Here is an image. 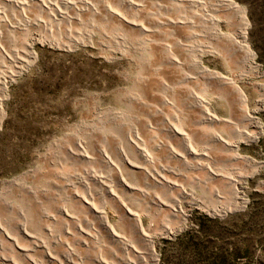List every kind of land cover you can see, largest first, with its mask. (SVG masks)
Listing matches in <instances>:
<instances>
[{
  "label": "bare ground",
  "instance_id": "6f19581e",
  "mask_svg": "<svg viewBox=\"0 0 264 264\" xmlns=\"http://www.w3.org/2000/svg\"><path fill=\"white\" fill-rule=\"evenodd\" d=\"M152 1L161 2L164 9L183 11L188 7L190 11L175 18L162 17L159 12L146 11ZM205 7L210 11L203 13ZM128 12L141 13L146 22ZM220 12L238 18V32L234 36L220 31L214 17V13ZM41 13L46 17L42 18ZM87 13L133 29L149 44L153 28H162L173 36L164 41V47L151 49L159 57L152 62L154 65L138 66L134 91L124 94L129 108L117 106V110L108 112V120L103 124H92L89 131L73 136L67 145L65 142L60 164L46 167L47 176L43 180L49 183L44 194L33 190L36 184L28 185L26 200L42 205L35 218L43 225L41 231H32V225H29L32 229L28 227V213L22 214L16 225L0 221V236L10 246L9 253L0 254L6 264H156L152 231L149 224L142 222L139 202H143L145 209L165 210L178 218L183 212L182 198L193 194L184 181L200 191L206 189L201 195L207 191L204 195L210 199L217 201L230 196L239 201L237 186L242 176L234 177L216 165L219 157L232 162L246 160L238 145L257 137L251 127L246 97L231 78L202 67L199 59L194 60L193 71L186 72L181 49L188 46L187 40L193 35L187 30L199 21L214 29L207 36L209 41L232 45L251 57L253 53L243 42L247 25L243 8L233 0H0V59L2 63L10 61L13 66L0 74V101L7 80H12L35 56L30 44L23 43L20 47V42L17 46L14 27L21 26L19 21L38 24L50 31L54 25L60 29V22L79 25ZM197 36L203 39L205 35ZM201 53L204 52L200 50L198 54ZM221 85L226 86V92L220 91ZM213 99L225 102L226 117L211 109ZM1 114L0 105V118ZM107 208L117 219L110 221ZM37 251L44 259L36 257Z\"/></svg>",
  "mask_w": 264,
  "mask_h": 264
},
{
  "label": "rangeland",
  "instance_id": "374dc122",
  "mask_svg": "<svg viewBox=\"0 0 264 264\" xmlns=\"http://www.w3.org/2000/svg\"><path fill=\"white\" fill-rule=\"evenodd\" d=\"M233 2L243 8L247 22L243 42L253 53L252 56L248 57L232 45L209 41L207 36H211L214 29L199 21L193 29L187 30L193 35L187 40L188 46L181 49V54L185 57L186 72L193 71L192 64L199 59L202 67L231 78L246 97L247 111L252 118L251 127L257 137L238 145L239 153L246 160L232 162L219 157L216 165L234 177L242 176L237 186L239 201L235 202L230 196L217 201L210 199L204 195L207 191L201 195L206 189L200 191L184 181L187 190H193V197L182 198L183 212L178 218L170 216L165 210L145 209L143 202H139L141 205L137 208L142 222L149 224L152 231L156 264H264V0ZM148 4L146 11L159 12L162 17L175 18L190 11L188 7L183 11L164 9L157 1ZM206 7L202 9L203 13L210 11ZM128 14L139 20L143 18L141 13ZM39 15L46 17L42 13ZM215 16L220 31L231 36L238 32L236 15L231 17L220 12L214 13ZM96 18L87 13L82 16L79 25L60 22V29L54 25L50 31L41 25L22 21H19L21 26L14 27L17 46L30 44L35 56L12 80H7L0 101V203H3L0 204V221L7 225H16L17 220L20 222L23 215L28 213V227L32 225L30 227L33 229L29 227L32 231H41L43 225L35 218L42 205L39 206L38 201L26 200L24 195L28 185L33 187L36 184L33 190L44 194L43 190L49 183L43 180L47 176L46 167L60 164L65 142L67 145L73 136L89 131L93 125L103 124L111 110L128 106L124 94L127 95L136 86L138 70L152 65L159 58L152 50L164 47V41L173 36L162 28H153L152 35L156 37L152 36V43L149 44L133 29L123 28L108 18ZM197 34L205 36L202 39ZM200 50L204 53L199 55ZM12 67L10 61L2 63L0 59V74L7 73ZM225 87L221 85L220 88L224 90L220 91L226 92ZM218 100L210 102L211 109L219 116L226 117L227 106L223 100ZM133 202H137L136 199ZM145 211L150 214H145ZM107 214L110 221L117 219L110 208H107ZM22 239L28 242V239ZM3 240L0 236V254L10 251L8 242L5 240L4 243ZM36 255L37 258L40 256L38 259H44L39 251ZM0 264L6 263L0 259Z\"/></svg>",
  "mask_w": 264,
  "mask_h": 264
}]
</instances>
